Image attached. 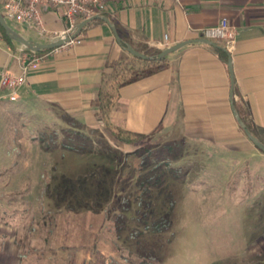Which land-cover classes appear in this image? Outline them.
I'll use <instances>...</instances> for the list:
<instances>
[{"label": "rangeland", "instance_id": "obj_1", "mask_svg": "<svg viewBox=\"0 0 264 264\" xmlns=\"http://www.w3.org/2000/svg\"><path fill=\"white\" fill-rule=\"evenodd\" d=\"M177 138L124 145L101 123L32 117L2 105L6 264H20L24 252L31 261L23 264H140L141 241L159 259L152 264H264V152L251 141L258 155ZM150 202L149 224L174 203L167 232L143 224ZM134 230L142 232L137 239L129 238Z\"/></svg>", "mask_w": 264, "mask_h": 264}, {"label": "crops", "instance_id": "obj_2", "mask_svg": "<svg viewBox=\"0 0 264 264\" xmlns=\"http://www.w3.org/2000/svg\"><path fill=\"white\" fill-rule=\"evenodd\" d=\"M0 12L3 14L1 4ZM42 16L49 31H65L66 23L57 10L42 11ZM99 16L109 18L128 44L141 53L203 38L204 28L227 18L236 30L233 51L192 42L169 54L161 71L119 90L118 104L108 118L114 127L147 137L176 135L177 139L212 144L218 150L258 155L234 110L247 119L264 143V0H110ZM84 20L80 18L77 26ZM15 24L26 31L15 29L25 38L50 42V37L35 29ZM78 38L79 44L41 55L38 70L28 74L16 102H10L8 91L0 86V107L9 104L32 117H70L81 124L105 127L97 119L99 109L93 106L102 74L131 54L102 20L89 23ZM25 50L0 33V74H20V54ZM6 257V250H0V264H6Z\"/></svg>", "mask_w": 264, "mask_h": 264}, {"label": "built area", "instance_id": "obj_3", "mask_svg": "<svg viewBox=\"0 0 264 264\" xmlns=\"http://www.w3.org/2000/svg\"><path fill=\"white\" fill-rule=\"evenodd\" d=\"M110 0H0L3 7V16L7 22L24 24L28 28L35 29L41 35L50 37V41L59 37L71 35L75 32L80 18H91L101 15L106 9ZM180 3L181 0H170ZM55 9L59 16L65 21L66 29L63 32L49 31L43 20L42 11ZM202 37L221 42L223 47L231 52L236 45V30L227 18H222L217 25L204 28ZM78 36L71 39L65 45L55 48L57 52L60 48L79 44ZM42 56L36 52L25 50L20 54L21 73L13 74L3 71L0 74V86L8 91L10 102L18 100V91L26 83L30 72L38 70L42 61Z\"/></svg>", "mask_w": 264, "mask_h": 264}, {"label": "trees", "instance_id": "obj_4", "mask_svg": "<svg viewBox=\"0 0 264 264\" xmlns=\"http://www.w3.org/2000/svg\"><path fill=\"white\" fill-rule=\"evenodd\" d=\"M0 33L5 38V40L12 42L5 30L0 25ZM118 33L121 37V43L120 46L125 49V47L128 44V41L123 37L121 31L118 30ZM50 50H42L39 52H36L37 55L41 56ZM163 50H148L144 54L151 57L158 56ZM165 60L164 58L161 61H157L156 59L153 60H143L139 59L135 56L130 55L129 57H125L121 59L120 61L114 62L111 65H109L108 69L109 71H104L102 74L101 84L98 89V94L96 99L93 102V106L97 109H99V113L97 114V119L102 122L105 125L106 130L109 132V134L117 141L121 142L125 145H137L139 142L145 140L147 136L145 134L140 133H134L128 130H125L123 128L114 127L111 122L109 121V113L117 106L118 100L120 98L119 96V90L132 83L135 80L145 78L148 76H151L159 71H161L165 67ZM243 122L247 125L249 130L255 135L254 130L252 126L247 122V119L242 118ZM67 130V131H66ZM64 130L65 132H68L70 128H67ZM76 133H78L77 130H73ZM69 133V132H68ZM256 136V135H255ZM56 140V139H55ZM54 140V141H55ZM73 151L79 152L76 148L73 149ZM143 201V200H142ZM142 201L140 200V197L137 201L138 205H142ZM126 205H130V200L125 199L122 203V206L127 207ZM151 202L146 205V209H149V211L146 213H143L142 217L144 220L143 224L145 225L147 230H151L155 233H161V232H167L171 228V220H170V211L173 210V205L169 210V214L163 216L160 220L155 219L149 224L147 220L152 218L154 212L153 208L151 206ZM129 208L127 207V210ZM150 214V215H149ZM147 219V220H146ZM151 227V228H149ZM123 227L120 228V231H122ZM142 232H138V230H134V232H130L129 238H135L137 239L138 236H140ZM138 243V242H137ZM144 244H147L146 241H141L137 245L138 246V252L139 257L141 258L140 264H152V261H157L159 259H156L154 249L152 247L147 248L148 246H145ZM28 253H20V264L23 263H29L31 260L28 257Z\"/></svg>", "mask_w": 264, "mask_h": 264}, {"label": "water", "instance_id": "obj_5", "mask_svg": "<svg viewBox=\"0 0 264 264\" xmlns=\"http://www.w3.org/2000/svg\"><path fill=\"white\" fill-rule=\"evenodd\" d=\"M95 20H102L104 21L106 24H108L110 26V28L112 29L115 38L117 40L118 43H121V37L117 31L116 26L110 21L109 18L105 17V16H93L91 18H88L86 20H84L83 22H81L74 33H72L71 35H66L63 37H59L56 40L50 41L48 43H38V42H34L32 40H29L27 38H25L24 36H22L20 33H18L15 29H13L9 23L7 22V20L5 19V17L3 16V14L0 12V25L1 27L5 30L7 36L15 41L18 42L19 44H21L22 46H24L28 51H32V52H39L42 50H53L55 48L61 47L63 45H65L67 42H69L71 39L76 38L82 31V29H84L89 23L95 21ZM192 42H201L204 44H208L210 46L219 48V49H223L226 51L225 48L221 47L220 45H218L215 41L206 39V38H200L198 40H187V41H183L180 43H177L173 46H170L166 49H164L158 56L151 57V56H147L144 53H141L137 50H135L131 45L127 44V46L125 47V50L131 54L132 56H135L139 59H143V60H153L156 59L157 61H161L164 58H166L169 54L174 53L176 51H178L179 49L183 48L184 46L192 43ZM229 71H230V75H231V83H232V88H233V83H234V77H233V69H232V62H231V58L229 59ZM233 90V89H232ZM233 92H231L232 94ZM234 109V106H233ZM234 114L236 117V120L239 124V126L242 128V130L244 131L246 137L260 150H262L264 152V143L262 141H260L258 139V137H256L247 127V125L243 122V120L240 118V116L237 114V112L234 110Z\"/></svg>", "mask_w": 264, "mask_h": 264}]
</instances>
